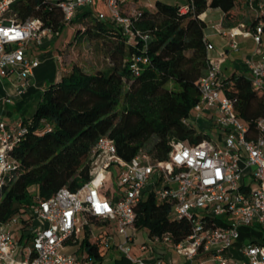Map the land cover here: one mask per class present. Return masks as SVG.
I'll use <instances>...</instances> for the list:
<instances>
[{"label": "built area", "instance_id": "1", "mask_svg": "<svg viewBox=\"0 0 264 264\" xmlns=\"http://www.w3.org/2000/svg\"><path fill=\"white\" fill-rule=\"evenodd\" d=\"M15 1L0 0V76H15L16 90L21 95L40 65L37 58L28 56L29 44L42 46L55 34L44 28L39 18L21 22L11 16ZM96 1L107 10L99 13L101 19L115 22L124 34L146 44L150 41L149 35L135 28L134 22L143 11L123 13L129 0H60L59 5L69 24ZM260 8L264 10V2ZM194 9L193 4L184 5L180 12L187 14ZM217 29L230 38V48L235 52L240 50L238 36L253 40L254 56L245 65L253 86L264 91V22L253 31L246 30L244 24ZM212 50L214 46L208 43L209 66L199 82L200 100L193 111L197 119L204 118L218 129L217 138L223 145L204 134L195 145L173 140L165 160L140 151L126 161L111 138H100L91 155V179L82 188L72 192L64 187L47 200L37 198L33 206L19 214L20 218L28 215L24 222L19 217L0 221V264H94L87 255L64 251L68 244L79 240L83 228L89 225V216L114 221L122 239L116 244L112 235L97 236L91 243H99L100 248L115 245L130 264H167L160 253H155L161 246L183 256L188 264H203L206 260L215 264H264V242L254 237L242 241L240 233L241 228L255 225L264 232V116L256 121L255 130L240 120L234 101L224 95L225 54L212 59ZM141 61L146 63L148 59H137L130 66L133 74H138L137 63ZM12 103L10 96L3 97L0 109ZM188 119L185 124L191 125ZM27 132L22 120L11 123L0 113V201L7 185L19 174L21 163L14 151ZM248 171L253 186L247 185L250 189L245 192L242 181ZM108 182L113 185L109 187ZM149 195L160 203H172L173 217L189 222L191 232L179 242L171 233L153 237L148 234L150 242L138 244L141 255H136L139 231L135 207ZM217 217L225 218L226 225L217 226ZM146 253L156 255L148 260Z\"/></svg>", "mask_w": 264, "mask_h": 264}, {"label": "trees", "instance_id": "2", "mask_svg": "<svg viewBox=\"0 0 264 264\" xmlns=\"http://www.w3.org/2000/svg\"><path fill=\"white\" fill-rule=\"evenodd\" d=\"M60 0H16L11 16L24 22L39 18L44 28L55 34L54 40L68 25H82L77 33L83 39L100 43L109 67L93 73L74 64L62 73L43 93L32 118H24L28 132L16 146L14 155L21 168L10 182L0 201V221L6 222L33 206L37 198L47 200L61 188L77 192L91 179V155L102 137L111 138L120 157L131 161L140 151L165 160L170 143L195 145L202 136L185 124L200 100L199 82L209 66L206 35L208 24L202 15L210 8L220 9L228 21L253 13L255 20L246 30L253 31L264 22V0H187L195 9L182 14L181 4L157 0L155 10H142L135 28L150 36L146 44L124 34L123 28L111 20H103L89 9L80 12L69 24L64 19ZM88 20L90 22H88ZM241 24H237L238 27ZM138 74L130 66L137 59ZM224 95L234 101L240 120L255 130L256 121L264 116V91L256 89L247 69L231 73L224 80ZM250 187L242 185L247 192ZM170 202H158L149 195L135 207L136 229L148 230L149 236L171 233L179 242L191 232L187 221L172 215ZM99 223V219L89 216ZM225 218H215L217 226H225ZM248 227L240 230L241 240L257 238ZM81 249L102 260L100 246L89 238ZM116 264H130L122 258Z\"/></svg>", "mask_w": 264, "mask_h": 264}, {"label": "crops", "instance_id": "3", "mask_svg": "<svg viewBox=\"0 0 264 264\" xmlns=\"http://www.w3.org/2000/svg\"><path fill=\"white\" fill-rule=\"evenodd\" d=\"M133 0H129L132 2ZM140 1V0H139ZM146 2H149L145 0ZM128 2V3H129ZM126 4V6L128 5ZM130 4V3H129ZM96 2L89 10L94 11L96 7ZM100 12L104 11L101 2L99 1ZM106 11V10H105ZM107 12V11H106ZM203 19H206L208 24L207 30V41L210 42L214 46V50H212L209 54L210 58L218 59L221 53L225 54V60L223 63V77L229 76L231 73H239L242 69L246 68V60L252 58L255 52V44L252 39L244 38L243 36H238L237 41L240 43V50L238 52L233 51L230 48V38L224 36L223 34L219 33L217 27L222 26L224 29H232L235 28L237 24H244L243 22L239 21L241 16H238L234 21H228L225 18L224 13L220 9H208L203 15ZM54 39L52 41H45L42 46H38L36 42H31L28 46V56H31L30 51L33 45L35 47H50L52 43H54ZM263 51H264V44H263ZM57 56V57H56ZM36 58V57H35ZM257 58V56H255ZM240 63H239V62ZM226 63V64H225ZM224 64L226 67H224ZM240 64L243 66L240 69ZM62 70L69 71L64 68L60 57L57 55L47 56L43 63H40L39 67L36 68L33 72L30 86L23 94H18L16 90L17 86V78L13 76L12 78H4L0 76V99L6 96H10L13 100L12 105L10 106H2L0 109V113L4 117V119L11 123H16V121L23 120L24 118L30 119L33 116L28 117H19L16 119L12 118L13 106L17 108H22L23 111H26V108L29 106H33L35 111L42 100L43 93L49 86V82L56 83L61 81L62 79ZM247 72H249L247 70ZM106 235H112L114 237L113 241L116 244H119L122 239L120 236L117 235V228L114 221H105L99 219V223L92 222L89 220V225L84 227L79 240L76 243L68 244L64 251L66 253H76L78 256H89L91 257L87 251L81 249V243L85 238H89L92 241L95 237L100 236L105 237ZM121 253L115 245H112L109 248H100V254L102 256V260L96 261L95 258L91 257L94 261V264L102 263L106 258L112 257L113 264H116L118 260L122 258H117L116 253ZM134 253L136 255H141L138 247H134ZM160 253L167 264H173L172 255L170 254L171 251L167 250L165 246H161L157 249V252ZM146 253V258L148 260H152L156 254ZM122 254V253H121ZM18 256L21 257L22 253H18ZM124 258V256H123Z\"/></svg>", "mask_w": 264, "mask_h": 264}, {"label": "rangeland", "instance_id": "4", "mask_svg": "<svg viewBox=\"0 0 264 264\" xmlns=\"http://www.w3.org/2000/svg\"><path fill=\"white\" fill-rule=\"evenodd\" d=\"M149 2H146L145 0H133L132 2H129L128 5L123 7V13L124 14H132L136 10H148V11H154V3L157 0H147ZM163 2H166L168 4H181L185 5L187 3V0H160ZM96 7L94 8V11L96 13L99 12V1H96ZM103 10L105 11L106 8L103 7ZM210 10V9H209ZM107 11V10H106ZM255 20V16L253 13H248L246 15H241V19L239 21L243 22L244 25H246L248 22H252ZM88 22L92 23L91 20ZM82 25H68L66 29L57 37L50 47H31L30 51V57L37 58L40 63H43V60L46 59L47 56H53L57 55L60 57L62 64L64 68L67 70H70L71 67L74 64H77L81 66L86 72L93 73L97 70H104L108 68L109 61L105 58L104 53L101 49V45L98 42L95 41H88L87 39H83L80 42L78 41L77 35L79 30H84L82 28ZM57 57V56H56ZM239 62V61H238ZM240 63V62H239ZM226 64V63H225ZM224 64V67H226ZM240 69L243 68V66L240 64ZM64 71L62 70V73ZM248 73V77H250V73ZM51 85L52 83L49 82ZM12 118L16 119L19 117H28L33 116L35 114V108L33 106H29L26 108V111L24 112L22 108L12 107ZM18 122V121H16ZM188 122L191 124L192 127H194L197 131V134L199 135H208L209 137L216 139L220 145H223L222 141L217 138L218 129L215 126H211L209 122H207L204 118L197 119L195 111H192ZM109 183V182H108ZM109 183L108 186L110 187ZM242 184L244 185H252L253 186V180L251 179L250 173L245 172L243 175V181ZM113 185V184H112ZM20 218V215L13 216V219ZM28 215L25 213L22 215V218H20V222H24L27 220ZM248 232L252 236H256L258 234H263L264 232L261 230V227L259 225L248 227ZM148 230L144 229L138 232V239L136 246L138 244H141L143 242H150V238L148 237ZM172 255V261L173 264H188L189 262L184 258L183 256L177 254L175 251H171L170 253ZM117 258H123V255L121 253H116ZM112 257L106 258L102 263L97 264H113V261L111 260ZM198 264V261L195 263ZM203 264H215L211 260H206L203 262Z\"/></svg>", "mask_w": 264, "mask_h": 264}]
</instances>
